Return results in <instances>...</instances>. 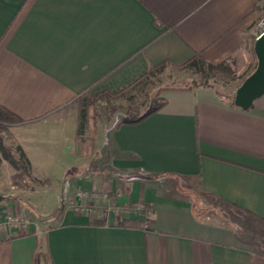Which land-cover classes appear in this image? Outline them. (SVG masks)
Segmentation results:
<instances>
[{
  "label": "crops",
  "instance_id": "crops-1",
  "mask_svg": "<svg viewBox=\"0 0 264 264\" xmlns=\"http://www.w3.org/2000/svg\"><path fill=\"white\" fill-rule=\"evenodd\" d=\"M262 11L261 0H0V106L22 119L5 142L45 181L0 161V216L22 201L34 216L29 233L0 232V264H264V95L244 109L216 86L169 89L157 112L106 130L103 175L77 154L73 108L196 53L249 75ZM77 190L94 193L93 212L74 208Z\"/></svg>",
  "mask_w": 264,
  "mask_h": 264
},
{
  "label": "trees",
  "instance_id": "trees-1",
  "mask_svg": "<svg viewBox=\"0 0 264 264\" xmlns=\"http://www.w3.org/2000/svg\"><path fill=\"white\" fill-rule=\"evenodd\" d=\"M168 67L198 73L207 76L208 78L215 77L223 79L225 81L234 79L236 77L235 58H228L220 63L214 64L205 59L201 54L196 53L194 56H192L182 64H177L173 61L166 60L156 65H152L146 73H144L116 93L108 89L97 92H92L90 90L85 91L80 94L75 100V104L77 103L79 109V124L77 133L78 153L84 154L87 151L89 152L94 146L95 133L92 132L89 136H86L85 132L89 122L95 117V114L92 115L90 110L91 108H93L95 99L97 97L105 94L126 97L130 102L129 111L132 117L129 119L118 121L117 126L124 122H139L148 117L150 114L157 112L167 104V99L164 97L158 101L154 108L140 113V108L136 104V99L138 95H143L146 92L149 85L152 83V78L167 71ZM208 78L202 82H197L194 80L193 85L174 87L169 89H193L195 87L201 86L215 87V84L210 83ZM234 97L235 96L233 95L231 96L233 102ZM112 110L113 112H116L117 107H114ZM21 120V117H19L17 114L13 113L4 106H0V161L3 159L8 161L16 169L22 170L35 183L40 184L42 183V181L34 175L31 161L23 147L17 145L15 148H12L5 142V133L3 132H5L11 124L18 123ZM8 135L12 136V133H8Z\"/></svg>",
  "mask_w": 264,
  "mask_h": 264
},
{
  "label": "rangeland",
  "instance_id": "rangeland-1",
  "mask_svg": "<svg viewBox=\"0 0 264 264\" xmlns=\"http://www.w3.org/2000/svg\"><path fill=\"white\" fill-rule=\"evenodd\" d=\"M261 20H264V11H262L260 21ZM257 34H258V32H257ZM246 70H247L246 68L241 69L239 67L237 61H236V75H235L236 77L234 79L225 81L223 79H219V78H215V77L208 78L207 76H204V75H201L198 73H193V72H188L185 70H178V69H174L172 67H168L167 71H165L164 73L159 74V75L152 78V83L149 85L146 92L143 95H138V97L136 99V104L140 108V113H143L147 110L154 108V106L158 103V101L161 98H164V95L169 90V88L184 87V86H188V85H193L194 80L197 82H202V81L206 80L207 78L209 79L210 83L215 84L216 88L223 95H226V96H232L233 95L234 96L237 88L244 81V79L248 76V75L245 76ZM118 91H115V93ZM92 92H97V91L93 90ZM112 92H114V91H112ZM129 106H130V102L127 100L126 97L116 96V95L112 96L109 94H105V95H102V96L97 97L95 99L94 106L90 110L92 115L95 114V117L93 119H91V121L89 122L87 129H86V132H85L86 133L85 135L89 136L92 132L95 133V135H94V146H93L92 150H90L89 152L87 151L84 154H79L78 148H77V154L80 157L85 158V160H87V163H90L93 161V163H92L93 165L94 164L101 165V166H98V165L94 166V168L97 166L96 171H98L99 174H101V175H103L105 173L111 174L112 170L104 169L106 166L105 165L106 160H105V156H104L105 153H104L103 148H101V149L99 148V145H100L99 143L103 139V135L106 132V130L109 129V127H111L113 124L117 125L118 121H120V120H125V119H129L132 117L131 113L129 111ZM114 107H117L116 112H113V110H112ZM73 108L79 110L77 103L74 105ZM3 133H5V138H6V134L8 135V133H9L8 129ZM8 136L10 137V135H8ZM96 139L98 140L97 143H96ZM0 155H1V153H0ZM103 163H104V166L102 165ZM93 165L91 167H93ZM44 183H45V181H42V183H40V184H38V183H36V184L42 185ZM53 189H54L53 186H50V185H45L41 188V190H42L41 194H43V196H45V197H48L47 199H50V201H49L50 203H47V206L45 207L44 212H48L49 210H52L51 208L55 207L57 195H55L53 193L51 194ZM79 191L80 190L73 192L71 195V198H74L76 196V193ZM99 192L101 194L105 193V191H99ZM22 202L24 203V205ZM22 202H20V205H22V208L17 213H19L24 218L30 219L33 222V219H34L33 214L29 210L25 209L26 207H23V206L29 204L28 201H22ZM39 214H40V212H39ZM44 214H46V213H44ZM41 216H44L43 213H41ZM46 218H47V220H46L47 227L50 224L54 223L53 219H51V216L47 215ZM47 227L45 226V228H47Z\"/></svg>",
  "mask_w": 264,
  "mask_h": 264
},
{
  "label": "water",
  "instance_id": "water-1",
  "mask_svg": "<svg viewBox=\"0 0 264 264\" xmlns=\"http://www.w3.org/2000/svg\"><path fill=\"white\" fill-rule=\"evenodd\" d=\"M254 51L257 65L240 84L235 92V105L244 109L250 108L255 100L264 95V33L255 41Z\"/></svg>",
  "mask_w": 264,
  "mask_h": 264
},
{
  "label": "built area",
  "instance_id": "built-area-1",
  "mask_svg": "<svg viewBox=\"0 0 264 264\" xmlns=\"http://www.w3.org/2000/svg\"><path fill=\"white\" fill-rule=\"evenodd\" d=\"M264 3V0H261ZM264 33V20L258 23L257 38ZM94 193L89 191L80 190L76 193L74 198H71L74 208L85 212L91 213L94 211V206L88 201ZM32 221L24 218L17 212L6 211L0 216V232H9L13 236H18L22 233H29L31 231Z\"/></svg>",
  "mask_w": 264,
  "mask_h": 264
}]
</instances>
